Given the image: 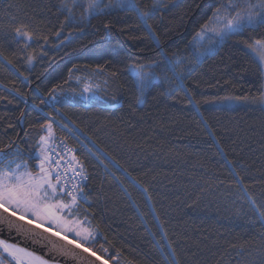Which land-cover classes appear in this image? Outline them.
<instances>
[{
  "label": "trees",
  "instance_id": "1",
  "mask_svg": "<svg viewBox=\"0 0 264 264\" xmlns=\"http://www.w3.org/2000/svg\"><path fill=\"white\" fill-rule=\"evenodd\" d=\"M223 2L0 0V162L34 169L48 122L78 146L85 247L108 264H264V25L196 61Z\"/></svg>",
  "mask_w": 264,
  "mask_h": 264
},
{
  "label": "snow or ice",
  "instance_id": "2",
  "mask_svg": "<svg viewBox=\"0 0 264 264\" xmlns=\"http://www.w3.org/2000/svg\"><path fill=\"white\" fill-rule=\"evenodd\" d=\"M75 2V0H74ZM128 4L134 5V0H126ZM125 3V0H121ZM97 7V0H89L85 11L94 10ZM71 13V9H68ZM147 12H141L142 17H146ZM264 25V0H226L221 3L213 12V16L209 18L201 27L200 36L205 31H210L216 35H231L239 33L245 27H259ZM151 28V26H148ZM17 34H21L17 29ZM31 38L29 33L22 34ZM248 48L258 55L259 60L264 63V41L256 40L248 44ZM175 71V69H173ZM264 102V93L259 97ZM51 126L49 125V129ZM51 134V133H50ZM45 140L41 137V141ZM11 161L0 162V225L6 226L9 230L15 229L18 233H22L25 238L35 240L42 236V233L35 232L33 229H26L23 224L17 221H25L32 225L35 221L36 229H43V232H51L52 236H58L60 240H64L68 245H72L76 249H82L83 252L94 256L100 264H108L104 259V253L107 249L101 247V255H97L96 251L85 244H90L95 240V234L85 228L76 218H68L72 216L73 206L78 203L76 193L80 189L75 185L72 189L60 186L61 176L57 172L55 179L56 184L51 181V172L46 171L43 161L40 164V173L33 175L27 170V165L16 164L11 167ZM23 167V170H21ZM60 194L70 197L68 200L60 198ZM254 204V201H250ZM259 212L258 219L264 222V211ZM7 215H4V214ZM15 217V219H11ZM47 224V227L44 225ZM55 228L56 231H52ZM69 234L72 238L69 239ZM48 239L47 237H43ZM53 247L56 245L53 243ZM59 253L64 256L77 255L72 248L60 247ZM115 259V257H112ZM0 264H49V261L35 252L25 247L0 238Z\"/></svg>",
  "mask_w": 264,
  "mask_h": 264
},
{
  "label": "built area",
  "instance_id": "3",
  "mask_svg": "<svg viewBox=\"0 0 264 264\" xmlns=\"http://www.w3.org/2000/svg\"><path fill=\"white\" fill-rule=\"evenodd\" d=\"M67 133L69 132L67 131ZM80 145L82 144L80 143ZM78 150L79 147L72 144L65 136L56 135L48 143L42 161L45 170L51 172L50 178L52 182L57 183L55 176L59 172L61 176L59 185L68 189H72L75 185L76 188L80 189L76 193L78 202L87 204L88 199L84 192V184L87 181L88 173L78 156ZM61 195L64 196L63 194ZM67 198L70 199V197Z\"/></svg>",
  "mask_w": 264,
  "mask_h": 264
},
{
  "label": "rangeland",
  "instance_id": "4",
  "mask_svg": "<svg viewBox=\"0 0 264 264\" xmlns=\"http://www.w3.org/2000/svg\"><path fill=\"white\" fill-rule=\"evenodd\" d=\"M102 1L103 0H97V4H99ZM115 2L119 6H122L124 4V3H121V0H115ZM252 2L255 3V0H252ZM125 3H127L126 0H125ZM199 32H201V30ZM224 36L225 35H223V36L216 35V34L210 32V31H205L200 36L196 35V37L194 38V41H193V44H194V46L197 49V52H196L197 55L195 54L196 61L200 62L202 60V58L205 56V54H208L209 52L211 53V51H213L214 48L218 44L221 43V41L224 38ZM248 49L253 54V56L256 58L258 63L260 64V67H261V70H262V73H263V81H264V63H262L259 60V57H258L257 54L253 53L250 48H248ZM130 70L139 80L137 82V85L139 87H140V85L143 87L142 83L143 84L145 83V78H144L143 73H142V67H132ZM90 93H91V91L88 88H86L85 89V100H86V102H88L91 99V94ZM263 93H264V84H263ZM233 102H234L233 100H229V103H233ZM261 105H262V107H264V102H261ZM53 121L56 122L57 124H61V123L57 122L54 119H53ZM49 125L51 126L50 129H49ZM68 131H70V132H72L74 134V132L71 129H68ZM54 136H55V129H54L53 124L50 123V122L46 123L45 126H44V133L42 135V137H44L45 140L42 142L41 139H40L39 150H38L37 155H36V160L37 161L34 164V167H35L34 169L32 167H30L27 162H25V161H17V160H14V159L9 160V161L12 162V164L10 166L11 167H15L16 164H21L22 166L24 164H26L27 165V170L29 172H31L33 175L39 174L40 173V167L39 166H40V164L42 162V159L45 156L48 143ZM75 136L78 138V140L82 144V146L87 148V145L85 143V139H82V137H79L78 135H75ZM21 170H23V167H22ZM52 183L55 184L54 182H52ZM60 198H62L64 200H68L69 199V198L67 199V197H63L61 194H60ZM82 204L83 203L78 202L76 205H74L73 209H72V216H69L68 218H76V219H78L82 223V225L85 227V223L83 221H81V218H80V213H81L80 210H81V208L79 206H81ZM44 226L47 227V224H45ZM53 229H55V228H53ZM55 231H56V229H55ZM69 237H72V235L69 234Z\"/></svg>",
  "mask_w": 264,
  "mask_h": 264
},
{
  "label": "water",
  "instance_id": "5",
  "mask_svg": "<svg viewBox=\"0 0 264 264\" xmlns=\"http://www.w3.org/2000/svg\"><path fill=\"white\" fill-rule=\"evenodd\" d=\"M4 215L7 214L5 213ZM11 219H15V217ZM17 223L23 224L26 229H33L35 232L42 233V236L37 237L35 240L25 238L22 233H18L15 229L9 230L6 226L0 225V238L7 239L35 252L48 260L50 264H100V261H97L94 256L83 252L82 249H76L72 245H68L66 241L60 240L58 236H52L51 232H43L42 228L36 229L35 222L32 225L27 224L25 221H17ZM53 243L56 245L55 248ZM60 247L72 248L77 255H61L58 251Z\"/></svg>",
  "mask_w": 264,
  "mask_h": 264
},
{
  "label": "crops",
  "instance_id": "6",
  "mask_svg": "<svg viewBox=\"0 0 264 264\" xmlns=\"http://www.w3.org/2000/svg\"><path fill=\"white\" fill-rule=\"evenodd\" d=\"M50 141H51V140H50ZM50 141H49V142H50Z\"/></svg>",
  "mask_w": 264,
  "mask_h": 264
},
{
  "label": "bare ground",
  "instance_id": "7",
  "mask_svg": "<svg viewBox=\"0 0 264 264\" xmlns=\"http://www.w3.org/2000/svg\"><path fill=\"white\" fill-rule=\"evenodd\" d=\"M50 264V263H49Z\"/></svg>",
  "mask_w": 264,
  "mask_h": 264
}]
</instances>
